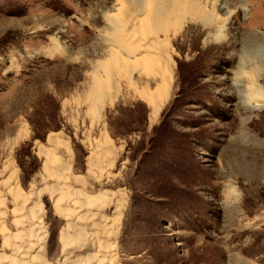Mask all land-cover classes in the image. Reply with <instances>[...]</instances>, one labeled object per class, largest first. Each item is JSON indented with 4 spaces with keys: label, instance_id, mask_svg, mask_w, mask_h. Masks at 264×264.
Listing matches in <instances>:
<instances>
[{
    "label": "rangeland",
    "instance_id": "obj_1",
    "mask_svg": "<svg viewBox=\"0 0 264 264\" xmlns=\"http://www.w3.org/2000/svg\"><path fill=\"white\" fill-rule=\"evenodd\" d=\"M113 4L0 0L3 206L8 213L12 209L6 192L11 168L25 194L51 183L38 147H50L48 135L60 134L71 147L73 173L85 177L87 190L125 196L115 247L118 264H264V153L252 154L255 164L239 179L243 197L220 171L238 124L230 94V48L211 46L195 27L181 29L171 39L174 81L157 120L150 125V106L120 82L116 100L96 121L86 114L82 97L94 65L109 49L106 15L114 12ZM251 5L254 18L264 24V0ZM231 27H242L239 17ZM133 79L140 85L147 81L135 74ZM259 116L251 128L264 136V113ZM102 126L118 155L111 169L115 176L98 183L87 174L86 157L88 140H97ZM57 150L67 161L63 149ZM41 203L47 259L52 260L60 250L64 221L48 193ZM6 218L5 227L13 231L12 215Z\"/></svg>",
    "mask_w": 264,
    "mask_h": 264
},
{
    "label": "bare ground",
    "instance_id": "obj_2",
    "mask_svg": "<svg viewBox=\"0 0 264 264\" xmlns=\"http://www.w3.org/2000/svg\"><path fill=\"white\" fill-rule=\"evenodd\" d=\"M161 4L162 0H114V12L106 15L110 46L105 58L94 65L82 97L86 114L94 120H100L102 110L116 100L121 91L120 82H125L128 89L150 106V125L157 120L174 81L171 39L181 31V26L175 23L177 5L172 4L162 16L165 9ZM133 74L147 81L140 85ZM149 81L153 82L152 87ZM99 134L97 140H88L86 157L87 174L98 183L115 176L111 169L118 155L105 126ZM61 138L60 134L51 133L47 137L50 147H38V154L44 158L43 170L51 183L44 181L42 188L33 186L25 194L16 170L11 168L6 192L12 200L9 213L14 230L5 227L9 213L3 206L4 199L0 198L3 206L0 209V264H118L115 247L125 196L102 189L87 190L85 177L73 173L71 147ZM60 148L67 161L56 154ZM44 192L64 221L59 232L60 250L52 260L47 259L48 232L43 225L41 203ZM5 249L10 252L8 256Z\"/></svg>",
    "mask_w": 264,
    "mask_h": 264
},
{
    "label": "clouds",
    "instance_id": "obj_3",
    "mask_svg": "<svg viewBox=\"0 0 264 264\" xmlns=\"http://www.w3.org/2000/svg\"><path fill=\"white\" fill-rule=\"evenodd\" d=\"M177 5L175 23L182 31L195 27L211 46L227 45L234 58L230 94L235 96L238 124L229 136L230 152L220 168L225 182L239 191V179L255 164L253 153H264V136L251 128L254 119L264 113V24L252 12L251 0H162L163 15ZM242 27L234 30L233 19Z\"/></svg>",
    "mask_w": 264,
    "mask_h": 264
}]
</instances>
